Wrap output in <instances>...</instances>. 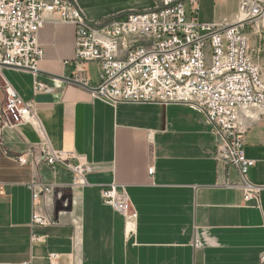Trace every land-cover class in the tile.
<instances>
[{"label":"crops","instance_id":"0c3cea01","mask_svg":"<svg viewBox=\"0 0 264 264\" xmlns=\"http://www.w3.org/2000/svg\"><path fill=\"white\" fill-rule=\"evenodd\" d=\"M74 1L91 21L154 7V0ZM240 1L225 23L237 20ZM44 19L37 77L10 67L0 71V104L9 85L35 105L45 131L44 137L35 124L0 130V264H50V254L59 256L58 264H264V116L245 135L246 155L256 161L249 178L262 187L260 205L245 204L233 188L242 185L241 176L216 157L221 139L202 112L93 97L99 68L75 61L76 27L56 14ZM36 81L47 91L37 93ZM46 141L56 151L78 154L71 163H93L99 171L86 186L75 185L71 171L42 162ZM23 157L31 165L21 166ZM34 182L57 187L42 194L37 208L54 217L40 231L46 243L31 241ZM112 184L126 187L138 214L133 237L126 236L124 216L101 199ZM63 198L65 210L56 217Z\"/></svg>","mask_w":264,"mask_h":264},{"label":"built area","instance_id":"2783aa9c","mask_svg":"<svg viewBox=\"0 0 264 264\" xmlns=\"http://www.w3.org/2000/svg\"><path fill=\"white\" fill-rule=\"evenodd\" d=\"M46 13L76 27L75 61L98 66L100 82L91 90L93 97L112 104H183L202 112L221 139L216 157L241 176L242 185L233 188L242 192L245 204L260 205L262 187L249 178L256 161L246 155L245 135L264 116V79L252 61L254 52H264V0H241L238 18L232 23L201 22L198 0H154L152 9L106 21L89 20L74 0H0V71L10 67L37 77L44 59L38 34ZM80 82L89 89L88 79ZM35 90L46 92L47 88L36 81ZM5 95L0 130L35 124L45 137L35 105L9 85ZM73 159L78 154L56 151L46 141L42 162L52 169H68L75 185L86 186L87 177L100 167L89 162L75 165ZM31 163L27 157L19 160L21 166ZM153 173L150 169L149 174ZM56 188L30 185L32 243H46L40 231L52 225L54 217L37 208L42 194ZM101 199L124 216L126 236L133 237L138 214L126 187H104ZM79 244L75 237L74 251ZM58 259L57 254L48 256L50 264H58Z\"/></svg>","mask_w":264,"mask_h":264},{"label":"rangeland","instance_id":"374dc122","mask_svg":"<svg viewBox=\"0 0 264 264\" xmlns=\"http://www.w3.org/2000/svg\"><path fill=\"white\" fill-rule=\"evenodd\" d=\"M199 20L204 23L229 22L236 13L235 0H198ZM252 61L262 70L264 79V52L252 54Z\"/></svg>","mask_w":264,"mask_h":264},{"label":"water","instance_id":"95a60500","mask_svg":"<svg viewBox=\"0 0 264 264\" xmlns=\"http://www.w3.org/2000/svg\"><path fill=\"white\" fill-rule=\"evenodd\" d=\"M65 200L66 199L63 198L61 201L57 202L56 209H55V211H56V217H57V215H58V213L60 211H64L65 210V208L63 207V203L65 202Z\"/></svg>","mask_w":264,"mask_h":264}]
</instances>
